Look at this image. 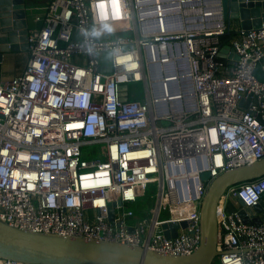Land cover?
Segmentation results:
<instances>
[{"label": "built area", "instance_id": "1", "mask_svg": "<svg viewBox=\"0 0 264 264\" xmlns=\"http://www.w3.org/2000/svg\"><path fill=\"white\" fill-rule=\"evenodd\" d=\"M36 20L24 72L0 84V221L195 252L210 180L264 158V24L240 29L223 56L220 0H50ZM100 21L115 31L87 53L79 29ZM130 83L143 94L121 90ZM149 190L153 207L137 210ZM257 205L261 223L243 222ZM217 218V264H264V176L228 189Z\"/></svg>", "mask_w": 264, "mask_h": 264}, {"label": "water", "instance_id": "2", "mask_svg": "<svg viewBox=\"0 0 264 264\" xmlns=\"http://www.w3.org/2000/svg\"><path fill=\"white\" fill-rule=\"evenodd\" d=\"M224 20H239L242 29H258L264 24V0H220ZM32 7L30 0H0V63L5 53L29 50ZM123 92L128 85L121 87ZM126 99V95L123 100ZM264 176V158L227 170L215 178L209 172L201 174L209 181L201 202V242L199 248L189 255H171L153 251L143 246H132L106 240L69 237L53 233L25 230L0 221V257L25 264H217L221 254L218 250V207L228 189ZM239 204L245 206L239 198ZM120 200L113 202L109 219L114 221L115 208ZM263 211L261 205L241 208L243 222ZM248 215V216H247ZM187 222L163 224L168 237H176L179 227Z\"/></svg>", "mask_w": 264, "mask_h": 264}, {"label": "crops", "instance_id": "3", "mask_svg": "<svg viewBox=\"0 0 264 264\" xmlns=\"http://www.w3.org/2000/svg\"><path fill=\"white\" fill-rule=\"evenodd\" d=\"M49 1L50 0H30L32 7V15L29 21L30 33L41 27L42 23L36 20V16L43 15L45 13ZM225 24L228 27L229 31L227 33H230V37L228 39L223 37V56H225V53L229 49V47L226 46L229 45L230 39L235 36L240 29H242L239 20L233 19L231 22L225 20ZM29 55V50L5 53L3 62L0 63V84H3L7 80L22 74L26 68ZM262 64L264 65V60ZM258 75L261 79H264V70L262 68L258 69Z\"/></svg>", "mask_w": 264, "mask_h": 264}, {"label": "clouds", "instance_id": "4", "mask_svg": "<svg viewBox=\"0 0 264 264\" xmlns=\"http://www.w3.org/2000/svg\"><path fill=\"white\" fill-rule=\"evenodd\" d=\"M117 12L119 13V8H117ZM115 31L114 25L109 22L100 21L98 23H94L90 27H80L79 32L84 37V50L87 53H92L93 48L89 46V40L99 39L104 34H111Z\"/></svg>", "mask_w": 264, "mask_h": 264}, {"label": "rangeland", "instance_id": "5", "mask_svg": "<svg viewBox=\"0 0 264 264\" xmlns=\"http://www.w3.org/2000/svg\"><path fill=\"white\" fill-rule=\"evenodd\" d=\"M129 93H137L138 95L143 94V83H130L128 85ZM155 193H152V190H149L148 197L139 199L137 203H134V207L137 209V206H147L153 207L154 205ZM138 210V209H137Z\"/></svg>", "mask_w": 264, "mask_h": 264}, {"label": "trees", "instance_id": "6", "mask_svg": "<svg viewBox=\"0 0 264 264\" xmlns=\"http://www.w3.org/2000/svg\"><path fill=\"white\" fill-rule=\"evenodd\" d=\"M223 37L226 38V39H228L230 37V33H226L224 36L221 37L222 43H223Z\"/></svg>", "mask_w": 264, "mask_h": 264}]
</instances>
